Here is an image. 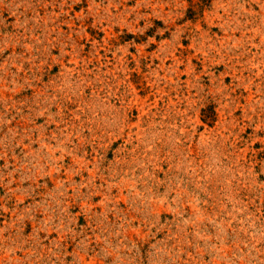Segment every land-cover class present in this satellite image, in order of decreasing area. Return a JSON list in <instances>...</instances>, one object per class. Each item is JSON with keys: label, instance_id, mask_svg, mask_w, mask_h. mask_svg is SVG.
I'll list each match as a JSON object with an SVG mask.
<instances>
[{"label": "rangeland", "instance_id": "obj_1", "mask_svg": "<svg viewBox=\"0 0 264 264\" xmlns=\"http://www.w3.org/2000/svg\"><path fill=\"white\" fill-rule=\"evenodd\" d=\"M0 264H264V0H0Z\"/></svg>", "mask_w": 264, "mask_h": 264}, {"label": "trees", "instance_id": "obj_2", "mask_svg": "<svg viewBox=\"0 0 264 264\" xmlns=\"http://www.w3.org/2000/svg\"><path fill=\"white\" fill-rule=\"evenodd\" d=\"M208 1H211V0H208Z\"/></svg>", "mask_w": 264, "mask_h": 264}]
</instances>
